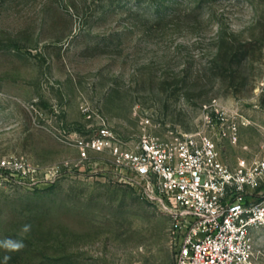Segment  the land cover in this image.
<instances>
[{"label": "rangeland", "instance_id": "374dc122", "mask_svg": "<svg viewBox=\"0 0 264 264\" xmlns=\"http://www.w3.org/2000/svg\"><path fill=\"white\" fill-rule=\"evenodd\" d=\"M215 103L249 122L222 159L263 153L264 0H0V159L35 169L0 189V264H172L168 216L90 143L193 132Z\"/></svg>", "mask_w": 264, "mask_h": 264}, {"label": "built area", "instance_id": "2783aa9c", "mask_svg": "<svg viewBox=\"0 0 264 264\" xmlns=\"http://www.w3.org/2000/svg\"><path fill=\"white\" fill-rule=\"evenodd\" d=\"M248 124L238 107L215 103L196 131H145L134 144L97 138L90 147H108L120 180L168 216L172 264H255L252 237L264 229V152L228 164L218 147L236 144ZM33 173L22 159H0V189Z\"/></svg>", "mask_w": 264, "mask_h": 264}, {"label": "clouds", "instance_id": "9594fccd", "mask_svg": "<svg viewBox=\"0 0 264 264\" xmlns=\"http://www.w3.org/2000/svg\"><path fill=\"white\" fill-rule=\"evenodd\" d=\"M27 226L25 227L24 231H27ZM11 247L14 248V249H19L21 247H23V244L22 243H12L11 244Z\"/></svg>", "mask_w": 264, "mask_h": 264}]
</instances>
